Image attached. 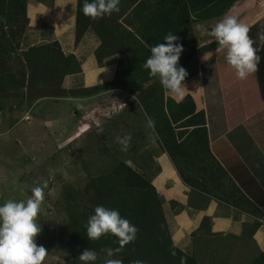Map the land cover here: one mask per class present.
<instances>
[{
  "label": "rangeland",
  "instance_id": "rangeland-1",
  "mask_svg": "<svg viewBox=\"0 0 264 264\" xmlns=\"http://www.w3.org/2000/svg\"><path fill=\"white\" fill-rule=\"evenodd\" d=\"M152 1L120 0L118 12L97 19L89 16L84 18L86 26L79 39L85 32L90 31L99 42L96 49L97 59L102 61L108 56H113L117 66L112 84L107 82L85 87L86 89H67L61 84L58 96L43 95L34 99L35 93L29 97V90L23 88L17 90L21 94L2 99L0 203L8 199H27L32 195V187L47 181L42 211L36 218L37 223L41 225L36 241L47 249L43 264H70L69 225L65 211L67 195L71 193L72 199L75 198L80 206H88L94 194V186L100 177L108 176L120 162L133 166L129 161L136 158L139 152L148 151L153 142L162 143L156 126L154 132L146 127L148 118L159 124L165 115L173 131L183 134L177 136V143L184 142L185 136L192 128L184 126L187 117L180 120L176 118L177 107L174 103L180 100L176 101L173 95L163 88L158 77H144L143 64L151 54V47L142 48L130 39L127 33L138 35L140 27L137 22L141 18L135 15L139 9H143ZM233 6L234 3L219 16L204 19L191 16V22L180 25L173 34L179 37V43L183 45L179 65L188 72L184 81L185 94L194 93L196 86L203 89L205 109L200 110L204 113L209 141L224 136L227 144L239 148L238 141L241 138L237 129L242 125L231 127L228 131L225 125L232 126L242 118L247 127L264 125V100L256 97L251 104L252 110L242 109L247 114L246 120L245 116L239 113V116L235 117L229 115V122L226 121L223 106L224 103L230 105L239 95L238 77L235 69L226 61L227 49L221 48L214 37L202 34L200 28V25H204L210 30L225 15H236L239 18ZM24 34L29 37L34 32L27 25L19 38L21 50L12 54L6 61V66L11 68L12 72L21 67V62L17 65L15 57L20 56V51L30 46L28 41L22 39ZM248 35L254 41L253 46L260 51L264 47V18L249 26ZM108 83L110 89H114L112 92L80 105L66 98L95 94L109 88L106 86ZM103 85L107 88L91 90ZM109 95L118 96L114 103L106 98ZM126 134L131 135V142L127 150H122L117 137L122 138ZM255 135L259 141H264L263 133ZM247 140L249 144L252 143L253 149L246 150L247 163L244 162L243 166L252 175L255 174L253 176L260 184L258 186L263 189L262 151L253 144L255 142L249 135ZM221 147L226 148L224 144ZM233 147L238 154V150ZM203 149L202 144L199 146L200 152L198 153L197 149L196 154L184 155L175 149L170 154L173 165L187 178L188 184L211 193L220 191V194H231L238 190L235 183L227 175H222L214 164L208 165L207 152H202ZM237 160L241 161L240 156ZM252 161H255V164L250 166ZM145 162L147 164L151 160L147 159ZM74 191L76 196H73Z\"/></svg>",
  "mask_w": 264,
  "mask_h": 264
},
{
  "label": "trees",
  "instance_id": "trees-1",
  "mask_svg": "<svg viewBox=\"0 0 264 264\" xmlns=\"http://www.w3.org/2000/svg\"><path fill=\"white\" fill-rule=\"evenodd\" d=\"M234 1L236 0H153L143 9H139L135 15L141 18L137 22L140 27L137 31L138 35L133 36L132 33H127L129 38L142 48L143 46L149 48L157 43H163L164 36L174 32L180 25L191 22V16L204 19L222 15ZM83 2L84 0H77L75 20L77 40L86 26L84 18L87 16L82 11ZM26 6L27 0H0V107L4 97L21 94L17 90L23 88L29 90V97L35 93L33 99L43 95L58 96L64 76L80 71V64L76 57L73 54L65 55L57 41L30 45L27 49L20 51L18 54L20 56L15 58L18 61L17 65L21 62V67L15 72L6 66V61L12 57L11 55L21 50L19 38L28 25ZM244 23L250 24V20ZM257 55L260 57L256 70L257 80L264 82V47L261 51H257ZM97 61L99 64L102 62L99 59ZM144 77L155 78L147 69H144ZM112 81L109 83L112 84ZM106 86L93 87L94 89L91 90L111 87L110 84ZM174 105L177 107V120L187 117L188 120L184 126L192 128L185 136V141L177 143V136L183 134L173 131L165 115L160 119L159 124H155L162 138L161 144L170 159L174 149L184 155H192L197 153V149L199 153V146L203 144L202 152H207L208 165L214 164L222 175H227L229 179L233 178L238 190H243L264 208V197L260 198L257 195L259 186L254 185L257 181L243 166L242 161L237 160L238 154L229 143L227 144L224 136L209 141L204 113L202 110L196 111L192 97L187 94ZM176 118L173 117V119ZM246 137H248L247 134ZM222 144L226 148H222ZM202 168L206 170L205 167ZM177 172L188 184L187 178L179 171ZM98 180L88 206L86 204L80 206L75 198L72 199L71 193L66 197L70 264H83L79 254L87 248L97 252L95 264H104L106 259H119L122 264H135L138 260L143 261L144 264H182V262L183 264H200L193 256L183 252L173 243L163 215L161 196L147 177L132 166L120 162L108 176L100 177ZM76 195L74 191L73 196ZM212 195L216 198L222 197L217 193ZM98 205L118 209L120 215L127 218L138 229L135 239L123 245L121 251L114 253L112 257H107L103 249L121 247L117 237L107 234L98 240L87 238V220ZM206 222H209L208 217L202 219L198 229ZM251 264H264V251Z\"/></svg>",
  "mask_w": 264,
  "mask_h": 264
},
{
  "label": "crops",
  "instance_id": "crops-1",
  "mask_svg": "<svg viewBox=\"0 0 264 264\" xmlns=\"http://www.w3.org/2000/svg\"><path fill=\"white\" fill-rule=\"evenodd\" d=\"M76 3L77 0H27L28 26L34 34L29 37L24 34L22 38L28 41L29 45L57 41L65 55L73 54L76 57L80 71L64 76L62 85L67 89L107 83L115 77L117 66L113 56H108L98 63L96 49L99 42L90 31L85 32L79 40L76 39ZM233 3L232 8L242 23L250 20L248 25L251 26L264 18V0H236ZM237 85L239 95L230 105L224 103L223 106L227 122L229 115L235 117L239 116V113H242L246 120L247 114L242 109L252 110L251 104L256 97L264 100V82H257L256 71L245 79L238 78ZM113 90L105 89L89 96L73 95L66 98L80 105L98 96L107 95ZM189 93L194 99L196 109H205L203 89L196 86L194 93ZM117 97L106 96L111 103H114ZM239 124L242 125L237 129L241 138L238 141L240 147H232L238 150L242 163H247L246 150L253 149L246 134L262 151L264 158V141H259L255 135L256 133L264 135V125L255 124L254 127L251 125L247 127L242 118L232 126L226 124L225 128L228 131ZM148 149L139 152L129 163L151 181L161 196L163 215L173 243L183 252L193 256L200 264H251L257 259L264 251V208L241 189L231 194H220V191H217L216 193L222 197L216 198L212 195L214 192H205L185 183L160 142H153ZM144 154L145 156H142ZM144 158L150 159L151 162L146 164ZM254 164L255 161H252L249 165ZM253 175L255 176L254 173ZM231 179L237 186L234 179ZM255 180L258 181L257 178ZM257 195L260 198L264 197V187L262 189L259 186ZM204 217H208L209 222L198 229Z\"/></svg>",
  "mask_w": 264,
  "mask_h": 264
},
{
  "label": "clouds",
  "instance_id": "clouds-1",
  "mask_svg": "<svg viewBox=\"0 0 264 264\" xmlns=\"http://www.w3.org/2000/svg\"><path fill=\"white\" fill-rule=\"evenodd\" d=\"M120 0H84L82 11L86 16L97 19L119 11ZM202 34L214 37L221 48H226V61L240 79L257 70L260 57L254 41L249 37V25L239 21L236 15H225L210 30L200 25ZM264 39V37H262ZM150 49V56L143 67L152 77H158L163 88L177 101L185 96L187 70L179 65L183 45L179 37L169 32ZM146 127L155 131V121L147 119ZM122 150L130 146L131 135L117 137ZM47 181L39 182L31 188L32 195L27 199H8L0 203V264H43L47 249L36 241L41 225L37 216L42 211ZM138 229L118 209L98 205L89 216L86 233L89 240H98L103 235L112 234L118 238L121 247L103 249L107 257L121 251L123 245L135 239ZM97 252L89 248L79 254L83 264H95ZM104 264H122L119 259H106ZM135 264H144L136 261ZM183 264V262H182Z\"/></svg>",
  "mask_w": 264,
  "mask_h": 264
}]
</instances>
